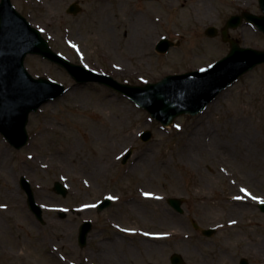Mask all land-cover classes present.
<instances>
[{"label": "rangeland", "instance_id": "rangeland-1", "mask_svg": "<svg viewBox=\"0 0 264 264\" xmlns=\"http://www.w3.org/2000/svg\"><path fill=\"white\" fill-rule=\"evenodd\" d=\"M11 2L54 52L131 84L209 66L229 45L204 30L220 31L243 11L260 14L257 0ZM74 2L81 12L67 14ZM162 37L179 46L156 53ZM229 37L264 50V35L251 25L231 30ZM25 69L67 91L30 115V139L22 149L0 135V205L7 206L0 212V264H169L173 252L185 264H238L240 258L264 264V64L202 114L177 117L168 127L105 86L75 84L38 56H27ZM143 131L152 133L147 143L139 139ZM20 178L42 208V224L27 207ZM55 183L67 188L65 196L53 191ZM185 194L183 216L162 199ZM106 196L112 205L96 212L93 205ZM192 214L218 232L210 239L190 233L186 216ZM85 220L94 227L87 246L79 248L78 228ZM147 231L169 233L178 245L171 239L162 247L160 239L145 238Z\"/></svg>", "mask_w": 264, "mask_h": 264}, {"label": "water", "instance_id": "water-1", "mask_svg": "<svg viewBox=\"0 0 264 264\" xmlns=\"http://www.w3.org/2000/svg\"><path fill=\"white\" fill-rule=\"evenodd\" d=\"M261 16L242 13L232 16L221 31L222 40L229 42V53L212 66L181 75H168L157 83L130 85L119 83L110 76L98 74L72 64L62 56L53 52L48 42L38 30L13 7L11 0H0V134L13 148L19 150L29 140L26 131L28 118L42 105L61 97L65 93L63 85L45 78H33L24 67L28 55H37L58 65L75 80L77 84L88 82L104 85L132 101L138 108L148 112L150 116L162 125H170L182 115L195 116L201 114L206 107L239 77L251 71L255 66L264 63V51L251 48H241L228 39V30L242 24V19L254 25L264 34V0H258ZM80 12L77 4H72L67 13L76 15ZM206 35L213 37L217 31L208 28ZM177 44L162 39L156 46L160 53H166L170 47ZM151 138L149 131L141 135L146 142ZM128 152L123 163L130 157ZM23 190L28 196V206L36 218L42 222L41 210L35 204L30 186L24 178L20 180ZM54 190L65 195L61 185L55 184ZM168 202L179 209L178 202ZM101 204L98 210L107 207ZM264 212V205L260 206ZM90 224L85 223L79 230L78 242L84 247ZM210 236L211 231H204ZM175 264H182L180 256L171 258ZM241 264H247L244 260Z\"/></svg>", "mask_w": 264, "mask_h": 264}, {"label": "flooded vegetation", "instance_id": "flooded-vegetation-1", "mask_svg": "<svg viewBox=\"0 0 264 264\" xmlns=\"http://www.w3.org/2000/svg\"><path fill=\"white\" fill-rule=\"evenodd\" d=\"M182 197H185V198H187L188 199V195H182ZM182 216V215H181ZM187 217V220L190 222V225H191V221H193V214L192 215H188V216H186ZM191 228H192V231L190 232V233H192L193 234V227L191 226ZM157 233H161V232H157ZM163 233V232H162ZM171 233H174V232H171ZM190 233H188V234H190ZM194 233H195V235H198L201 239H209V238H205V237H203L202 235H201V233L199 232V231H194ZM171 239H175V236H173V237H171V238H162L159 242V244L162 246V247H164V246H168L169 244H167V242H165V241H170ZM172 243L173 244H176V245H178V241H177V239H175V240H172ZM173 253H175V252H173ZM168 260H169V264H171L170 263V259H169V257H168ZM155 264H165L164 262L163 263H161V262H155Z\"/></svg>", "mask_w": 264, "mask_h": 264}, {"label": "bare ground", "instance_id": "bare-ground-1", "mask_svg": "<svg viewBox=\"0 0 264 264\" xmlns=\"http://www.w3.org/2000/svg\"><path fill=\"white\" fill-rule=\"evenodd\" d=\"M147 49L152 48V44L148 43L145 46ZM12 195V194H11ZM7 208V206L0 205V212L4 211Z\"/></svg>", "mask_w": 264, "mask_h": 264}, {"label": "snow or ice", "instance_id": "snow-or-ice-1", "mask_svg": "<svg viewBox=\"0 0 264 264\" xmlns=\"http://www.w3.org/2000/svg\"><path fill=\"white\" fill-rule=\"evenodd\" d=\"M145 195H147V194H145ZM109 199H112V197H109ZM236 199H240V197H237ZM253 199H255V197H253ZM261 203H264V201H261ZM232 223H235V221H233ZM145 235H148V233H145Z\"/></svg>", "mask_w": 264, "mask_h": 264}]
</instances>
